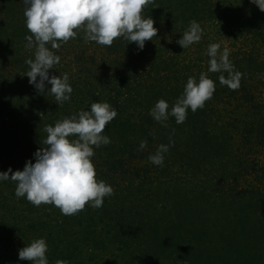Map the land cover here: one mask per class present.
I'll use <instances>...</instances> for the list:
<instances>
[{
  "label": "trees",
  "instance_id": "1",
  "mask_svg": "<svg viewBox=\"0 0 264 264\" xmlns=\"http://www.w3.org/2000/svg\"><path fill=\"white\" fill-rule=\"evenodd\" d=\"M24 10L22 0H0V172L35 163L46 126L107 102L118 113L104 130L111 143L92 161L114 195L62 215L0 182V264H30L19 251L39 238L49 264H264V12L251 0H154L142 16L155 21L157 43L143 50L122 37L88 42L79 30L53 49L61 62L50 76L67 74L73 88L59 105L26 76L35 48L26 47ZM193 20L202 39L183 49ZM212 43L242 73L237 90L220 83L228 73L208 71ZM201 73L216 85L202 109L182 124L170 116L167 127L149 115L161 99L171 108ZM161 144L169 150L156 166L149 156Z\"/></svg>",
  "mask_w": 264,
  "mask_h": 264
},
{
  "label": "clouds",
  "instance_id": "2",
  "mask_svg": "<svg viewBox=\"0 0 264 264\" xmlns=\"http://www.w3.org/2000/svg\"><path fill=\"white\" fill-rule=\"evenodd\" d=\"M25 5L26 27L31 35L26 36V47L35 48L34 59L26 60L29 71L26 76L29 83L38 92L51 94L57 104L63 105L71 100L73 88L69 76L49 74L61 62L58 50L62 43H67L85 32L88 42L111 46L117 38H124L129 43L135 42L143 50L146 41L157 36L155 21L144 18L142 12L154 0H22ZM264 12V0H251ZM203 36L200 24L193 20L182 38L177 43L186 49L199 43ZM49 45L51 46L49 48ZM209 72L228 73L219 76L222 85L231 90L240 87L242 73L234 70L229 59V51L221 50V44L208 45ZM39 78V79H38ZM50 86V87H49ZM214 81L207 73H201L199 80L189 77L183 94L171 106L161 99L150 109L149 115L158 123L167 127L169 117H174L177 124L187 119L188 110L195 113L205 106L215 92ZM117 111L107 102H93L90 110H81L78 114L57 121L55 126H46L45 148L34 153L35 163L26 162L23 170L15 172L9 168L0 172V182H15V196L26 198L34 206L49 204L60 209L62 215H75L84 210L86 205L99 209L106 197L114 195V189L103 180L97 179V172L92 161L95 149L111 143L104 134L108 125L117 116ZM174 144V142H171ZM147 141H141L140 148L146 147ZM169 145L161 144L149 160L156 166L164 163V154ZM48 244L45 238L34 239L19 251V259L30 264H49ZM56 264H69L57 260Z\"/></svg>",
  "mask_w": 264,
  "mask_h": 264
},
{
  "label": "rangeland",
  "instance_id": "3",
  "mask_svg": "<svg viewBox=\"0 0 264 264\" xmlns=\"http://www.w3.org/2000/svg\"><path fill=\"white\" fill-rule=\"evenodd\" d=\"M152 44H154L153 42H155V43H157V41H155V40H152V41H150Z\"/></svg>",
  "mask_w": 264,
  "mask_h": 264
}]
</instances>
